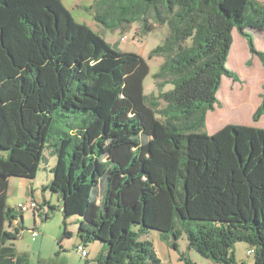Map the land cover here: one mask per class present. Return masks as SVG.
Segmentation results:
<instances>
[{"label": "trees", "instance_id": "obj_1", "mask_svg": "<svg viewBox=\"0 0 264 264\" xmlns=\"http://www.w3.org/2000/svg\"><path fill=\"white\" fill-rule=\"evenodd\" d=\"M94 7L109 30L168 26L149 54L163 58L156 94L143 93L149 67L141 56L75 22L60 0H0V264H26L10 243L19 231L5 229L19 227L6 205L8 181L34 179L45 148L56 161L43 190L60 196L64 220L79 217L83 245L106 246L93 264H159L139 239L147 230L185 235L188 250L215 264H238L232 249L243 243L253 263L264 264V129L203 132L222 77L238 80L226 66L232 31L264 62L253 37L264 33V5L96 0ZM262 88L255 122L264 115ZM57 112L72 115L67 128L54 125Z\"/></svg>", "mask_w": 264, "mask_h": 264}, {"label": "rangeland", "instance_id": "obj_2", "mask_svg": "<svg viewBox=\"0 0 264 264\" xmlns=\"http://www.w3.org/2000/svg\"><path fill=\"white\" fill-rule=\"evenodd\" d=\"M64 7L69 11L73 20L77 23L86 25L98 35H100L107 43L115 47L118 51L124 53H133L141 56L147 63L149 67L148 75L143 81V93L146 97L151 94L157 93V88L155 87L153 76L159 72L160 67L163 63V58L153 57L149 58L150 52L157 46H161L164 40L169 34L168 26L155 25L146 34L141 33L140 22H134L127 26L125 29L118 28L115 30H109L97 23L94 19L96 13V8L94 7L96 0H60ZM264 5V0H256ZM149 23L154 24V21L149 19ZM238 35V33L236 32ZM126 36L125 40L122 37ZM239 36V35H238ZM240 37V36H239ZM254 41L256 42V48L258 50H264V37L257 33L253 34ZM241 39H243L241 37ZM244 40V39H243ZM236 48L232 52V61H234L235 51L239 54L240 58L243 57V52L238 51L239 45L236 40ZM234 46V47H235ZM230 52V54H231ZM245 62L246 68L248 65ZM232 71V67L229 68ZM245 68L239 69L238 74L242 75ZM225 82L222 85V91H219L218 98L221 99L222 94H225L226 89L230 82V79L224 77ZM172 86L166 85L163 91H169ZM221 90V89H220ZM221 101V100H220ZM213 112H210L212 114ZM157 118H159L156 115ZM72 119V115L61 112H57L54 115V125L57 127L67 128V122ZM219 124H214L212 118H208V124H206L203 132L207 136L214 134L218 128ZM2 153V152H1ZM55 157L50 155L47 148L44 149L43 156L39 162L38 171L36 177L29 181H34V190L36 191L35 198L26 195V188L22 184V179L11 178L14 181L8 187V197L6 205L9 208L15 210L17 215V221L19 222V227L5 224V229L10 232H14L15 229L19 231L16 239L11 240L10 243L14 247L17 256L26 259V264H93V260L98 257L101 253L102 248L106 250V246L102 243L93 242L83 245L78 237L77 221L79 217L72 216L64 220L61 212V198L58 194L52 193L50 191H44L43 187L50 182L52 179L51 168L55 165ZM35 200L41 207V214L32 211L23 212L20 214L16 209L18 204L29 202L30 200ZM44 201L48 202L50 206L54 209L51 210L44 204ZM22 215V217H21ZM44 215H47L48 219H44ZM22 220V221H21ZM23 228V229H21ZM139 226H132V231H138ZM35 230L38 235L35 239H32L31 231ZM67 230L71 233L68 238H63L62 235L64 231ZM141 241L147 240L151 243L153 251L159 264H182L180 261V255H185L195 264H215L210 260H207L197 254L194 251H190L187 248V241L185 235H181L175 240L172 236L164 238V236L157 231L147 230L144 232L140 238ZM100 244L99 250L94 252L92 249V244ZM176 243L177 248L174 249L171 244ZM81 245L88 253V259L84 260L81 258L80 254L76 250V246ZM247 247L243 243H238L236 248L232 249L235 260L239 264L241 262L246 264H254L253 257L247 255Z\"/></svg>", "mask_w": 264, "mask_h": 264}, {"label": "crops", "instance_id": "obj_3", "mask_svg": "<svg viewBox=\"0 0 264 264\" xmlns=\"http://www.w3.org/2000/svg\"><path fill=\"white\" fill-rule=\"evenodd\" d=\"M236 32V30L232 31L233 42L230 52H233V49L236 48L235 42L237 40L239 45L238 51L243 52V57L240 58L239 54H237L235 51L234 61H232L233 54L232 52L231 54L229 53L226 66H229V68L232 67V71L237 74L238 80L234 81L233 79L226 77L232 82L229 83L225 91L226 93L222 94L221 99H219V91H222V85L225 82L224 77H222L220 87L221 90L219 89L216 95L218 104L215 105L213 111H209L206 115V124H208L209 117L212 118V122L214 124H219L216 131L226 125H240L264 129V115L261 116L258 121H253V114L260 105L261 94L263 93L262 86L264 84V62H261L257 56L250 54L245 39H241V36L238 34L240 36L239 37ZM257 34L262 35L264 37V33ZM260 51L264 52L263 49ZM245 60L250 70L246 68L245 62L242 64V62ZM242 68H245L243 71H240L242 72V75L238 74L237 71ZM210 112L213 113L210 114ZM34 181L22 179V184L26 188V195H30L35 198L36 191L34 190ZM12 183H14V181L9 179L8 187ZM49 183L50 182L48 181L46 185H48ZM100 247L102 246H100V244L98 243L92 244V249L94 250V252H97ZM103 249L104 248H102V250Z\"/></svg>", "mask_w": 264, "mask_h": 264}, {"label": "built area", "instance_id": "obj_4", "mask_svg": "<svg viewBox=\"0 0 264 264\" xmlns=\"http://www.w3.org/2000/svg\"><path fill=\"white\" fill-rule=\"evenodd\" d=\"M126 39V36H123L122 37V40H125ZM16 209L19 211V212H21V213H23V212H27V211H32V212H37V211H39L40 213H41V208H40V206H39V204L35 201V200H30L29 202H25V203H22V204H18L17 206H16ZM17 224V222L15 221L14 223H13V225H16ZM37 235H38V233L35 231V230H32L31 231V236H32V239L34 240L35 239V237H37ZM76 250H77V252L80 254V256H81V258L82 259H87L88 258V253L86 252V250L83 248V246H78L77 248H76ZM246 253H247V255H250V256H252L253 255V249H248L247 251H246Z\"/></svg>", "mask_w": 264, "mask_h": 264}]
</instances>
